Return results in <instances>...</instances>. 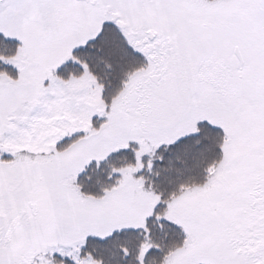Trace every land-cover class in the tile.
<instances>
[{
	"label": "snow or ice",
	"instance_id": "1",
	"mask_svg": "<svg viewBox=\"0 0 264 264\" xmlns=\"http://www.w3.org/2000/svg\"><path fill=\"white\" fill-rule=\"evenodd\" d=\"M0 264H264V0H0Z\"/></svg>",
	"mask_w": 264,
	"mask_h": 264
}]
</instances>
